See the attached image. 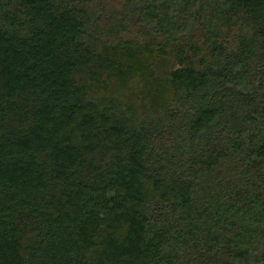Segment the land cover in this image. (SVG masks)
I'll use <instances>...</instances> for the list:
<instances>
[{"label": "trees", "instance_id": "1", "mask_svg": "<svg viewBox=\"0 0 264 264\" xmlns=\"http://www.w3.org/2000/svg\"><path fill=\"white\" fill-rule=\"evenodd\" d=\"M170 2L100 43L85 3L0 0V264H264V0H201L235 38L196 58Z\"/></svg>", "mask_w": 264, "mask_h": 264}, {"label": "rangeland", "instance_id": "2", "mask_svg": "<svg viewBox=\"0 0 264 264\" xmlns=\"http://www.w3.org/2000/svg\"><path fill=\"white\" fill-rule=\"evenodd\" d=\"M65 1L77 5L85 3L93 20L90 26L91 34L100 43L118 40L155 41L161 40V35L166 36L165 29H159L157 21H150L154 15L151 16L141 8L143 2L147 0H141L139 3L132 0H83L84 3L81 0ZM193 1H195L194 6L189 4V0H171L167 6L170 14H173L177 20L175 27L178 30L174 32L172 43H186L184 44L186 52L195 58L201 56L203 51L209 50L212 43L222 40L231 48V52L234 48L233 33L227 31L223 21L217 24L215 30H208L204 26V21L209 15H200L198 6L201 0ZM171 62L174 69L181 66L175 61ZM257 124L264 126L262 122Z\"/></svg>", "mask_w": 264, "mask_h": 264}]
</instances>
